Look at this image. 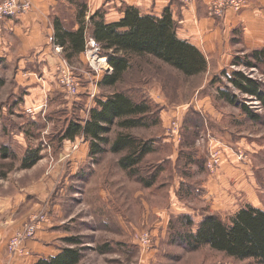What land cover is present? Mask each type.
Wrapping results in <instances>:
<instances>
[{
	"label": "rangeland",
	"instance_id": "obj_1",
	"mask_svg": "<svg viewBox=\"0 0 264 264\" xmlns=\"http://www.w3.org/2000/svg\"><path fill=\"white\" fill-rule=\"evenodd\" d=\"M239 42L229 64L236 58L251 59L255 49ZM100 58L106 57L98 54L91 62L85 51L71 63L62 57L79 82V91L69 96L52 82L53 89L35 107L34 118L23 114V107L30 106L29 99L42 94V88L19 85L14 63L0 61L4 80L0 144L8 141L17 154L15 158L0 155V220L10 219L12 226L20 223L6 244L26 224L45 216L43 221L52 231L50 245L66 247L68 237L80 240L78 264H255L208 246L188 249L176 237L182 225L170 195L174 192L176 197L182 183L197 188L195 196L178 200L199 214L216 212L224 218L247 203L264 209V105L234 90L238 100L257 115L252 118L218 97L216 87L221 83L212 81L220 71L211 62L205 72L184 77L154 58L137 60L117 89L150 101L157 122L130 132L152 142L157 150L146 156L133 176L119 167V154L105 151L92 158L80 144L71 153L64 142H58L66 121L84 119L93 97L108 92L94 83L93 75L109 71ZM251 61L255 63L251 68L230 64L225 69L244 72L261 82L264 90V65ZM170 133L174 140L168 139ZM21 146L41 147L39 160L27 169L20 167ZM210 152H216L213 167H209ZM156 165L166 167L152 186L144 187L138 177L149 179Z\"/></svg>",
	"mask_w": 264,
	"mask_h": 264
},
{
	"label": "trees",
	"instance_id": "obj_2",
	"mask_svg": "<svg viewBox=\"0 0 264 264\" xmlns=\"http://www.w3.org/2000/svg\"><path fill=\"white\" fill-rule=\"evenodd\" d=\"M74 4L78 27L68 30L58 18H54V42L61 46L64 58L71 63L84 52L86 40L91 38L98 44L99 54L106 57L111 69L98 81L100 89H107L108 92L102 91V94L95 97V105L88 109L86 118L67 120L60 128L58 142L73 141L83 136L89 142L90 157L105 151L119 154V167L136 176L140 164L148 154L157 150V146L144 141L130 130L150 126L157 122L158 115L152 112L147 98L137 100L130 92L117 89L118 84L132 65L137 64V60L151 57L174 68L184 77H191L206 71V57L196 46L177 36L178 25L168 8L156 16L142 14L137 7L125 5L121 18L106 22L103 10L88 14L85 0H74ZM249 58H236L232 64L251 68L255 64L251 61L254 59L257 64L264 65V47L253 50ZM212 82L221 83L216 87L218 97L229 104L238 105L248 117L257 118L246 104L238 100L234 90L264 105L261 82L251 79L242 71L229 72L226 69L214 75ZM3 85L4 80L0 77V89ZM46 119L49 120L48 115ZM40 150L41 147H27L24 155L19 157L20 167L27 169L33 166L40 158ZM0 155L6 158L17 156L11 146L5 143L0 144ZM187 158L195 163L191 155ZM164 167L166 165H156V171L149 179L138 177L143 186H152ZM185 188L189 190H185L186 195ZM195 189L182 183L176 195L178 199H182V196H195ZM200 215L199 221L189 213L176 216L182 225V232L178 231L176 237L188 249L208 246L236 260L264 264V209L248 203L225 218L216 212ZM65 240L67 246L61 247L59 254L39 259L35 264H78L82 257L77 248L80 240L77 237ZM106 247L104 250H108Z\"/></svg>",
	"mask_w": 264,
	"mask_h": 264
},
{
	"label": "crops",
	"instance_id": "obj_3",
	"mask_svg": "<svg viewBox=\"0 0 264 264\" xmlns=\"http://www.w3.org/2000/svg\"><path fill=\"white\" fill-rule=\"evenodd\" d=\"M30 1L31 9L29 11L2 21L0 26V61L14 63L16 79L19 85L28 86L34 84L42 88L43 93L29 99L30 102L28 103L30 106L23 107V114L27 113V116L34 118L37 115L35 107L44 100L45 93L53 89V83L59 87L54 79L56 77L57 64L60 63L64 56L62 49L61 51L56 50V46L60 45L54 42L53 20L58 18L63 27L68 30L76 29L78 24L75 20L74 0ZM209 1L85 0L88 14L96 10H103L106 22L121 18L125 5L137 7L142 14H153L156 16H160L163 10L168 8L172 18L178 25L177 36L196 46L205 55L207 68L211 62L218 71H222L230 64L232 65L229 62L232 61V54L236 51L235 45L240 43L239 41L244 42L246 46L253 49L264 47V0H248L247 6L241 11L227 10L222 17L218 18L208 16L207 4ZM89 39L91 38H88L86 42ZM82 55L83 52L79 57L81 58ZM102 64L104 63L102 62ZM110 69L109 66V71ZM102 75L99 73L93 75L95 76V84L98 85ZM87 89L89 90V88ZM94 105L95 100L93 97L91 107ZM29 110L32 112H29ZM6 142L3 143L10 146L8 141ZM63 144L64 149H69L68 151L71 153L80 144L86 149L87 155L90 157L89 142L83 136H78L73 141L66 140ZM21 147L24 150L20 157L24 155L27 148ZM170 196L175 205L174 213H189L193 215L196 221L201 219L198 211L186 207L184 203L178 200L177 196L174 197V192ZM200 197L205 198L204 196ZM213 197L214 201H216L217 198L214 195ZM253 206L261 208L256 205ZM240 207L234 208L233 213ZM45 222L43 221L40 224L41 226H39L33 238L24 241L23 246L29 253L26 255L14 254L12 256L7 253L6 241L13 234L11 231L15 230L20 223L12 226L10 219H1L0 264H35L39 259L59 254L61 247L59 248L56 244L50 245L49 238L52 231L49 230L47 227L48 223Z\"/></svg>",
	"mask_w": 264,
	"mask_h": 264
},
{
	"label": "built area",
	"instance_id": "obj_4",
	"mask_svg": "<svg viewBox=\"0 0 264 264\" xmlns=\"http://www.w3.org/2000/svg\"><path fill=\"white\" fill-rule=\"evenodd\" d=\"M187 1V0H185ZM248 4V0H210L207 4V14L210 17L218 18L222 17L227 10H232L235 12H239L244 9ZM31 9V1L30 0H1L0 1V26L2 21L9 17H17ZM56 50L61 51L60 46H56ZM87 59L91 55L92 57L99 54V46L93 40L89 39L86 42L85 50ZM101 59V58H100ZM104 66H107V61L103 62ZM108 67V66H107ZM56 80L59 87L65 91V93L69 96L75 95L78 93L80 84L79 82L72 76L70 70L65 63V60H61L59 64H57L56 68ZM29 112H32L29 110ZM172 126L176 127V123L172 121ZM168 139L174 140L173 134L170 133L168 135ZM216 152H210L208 161L209 167H213V164L216 158L213 159V154ZM210 173H213L211 171ZM45 216H42L40 220L32 224H26L21 231H19L16 235L9 239L6 244L7 251L10 254H19L26 255L29 253L27 249L23 246V241L26 239L33 238L37 229L39 228L41 222H43ZM146 242L148 243L147 239Z\"/></svg>",
	"mask_w": 264,
	"mask_h": 264
},
{
	"label": "bare ground",
	"instance_id": "obj_5",
	"mask_svg": "<svg viewBox=\"0 0 264 264\" xmlns=\"http://www.w3.org/2000/svg\"><path fill=\"white\" fill-rule=\"evenodd\" d=\"M105 61V59L104 58H102V59H99V62H104Z\"/></svg>",
	"mask_w": 264,
	"mask_h": 264
}]
</instances>
